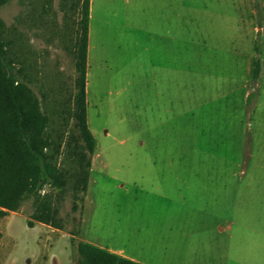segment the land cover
I'll return each mask as SVG.
<instances>
[{"label": "rangeland", "instance_id": "374dc122", "mask_svg": "<svg viewBox=\"0 0 264 264\" xmlns=\"http://www.w3.org/2000/svg\"><path fill=\"white\" fill-rule=\"evenodd\" d=\"M73 1L0 6L13 71H22L51 119L50 132L64 141L78 133L71 116ZM93 16L87 99L97 146L84 209L72 180L64 192L46 187L64 228H29L27 198L1 221L0 264H78L84 240L144 264H264V235L251 228L264 216V170L244 163L258 98L247 108L246 96L236 176L224 166L230 162L192 149L197 142L215 148L216 134L190 132L194 123L210 130L225 117L217 105L197 107L212 97L200 64L211 76L227 75L236 72L234 58L247 54L246 90L262 89L263 77L252 80V59L257 42L264 56V0H94ZM255 141L264 155V142ZM65 157L62 164L76 168ZM214 163L224 165L212 171ZM228 224L233 231L223 232Z\"/></svg>", "mask_w": 264, "mask_h": 264}, {"label": "trees", "instance_id": "16d2710c", "mask_svg": "<svg viewBox=\"0 0 264 264\" xmlns=\"http://www.w3.org/2000/svg\"><path fill=\"white\" fill-rule=\"evenodd\" d=\"M10 1L0 0V6ZM90 6L91 0L73 1L77 22L69 48L76 71L71 116L78 133L65 141L53 137L51 119L43 111L41 100L22 76V71H13L14 61L8 55L10 44L2 38L4 23L0 19V242L3 238L1 221L9 213L18 212L27 198H33V212L27 223L29 228L39 223L63 230L64 224L53 196L44 192L46 187L64 192L72 180L75 198L78 193L82 194L84 209L96 148V138L88 123L87 102ZM255 51L254 83L262 74L258 42ZM247 93L248 108L257 100L259 90L254 85ZM251 150L252 127L246 132L245 166L251 159ZM64 155L76 164V168L70 170L62 164ZM77 208L74 202L73 210ZM77 248L78 264H142L87 242L78 243Z\"/></svg>", "mask_w": 264, "mask_h": 264}, {"label": "crops", "instance_id": "0c3cea01", "mask_svg": "<svg viewBox=\"0 0 264 264\" xmlns=\"http://www.w3.org/2000/svg\"><path fill=\"white\" fill-rule=\"evenodd\" d=\"M93 3L94 0H91V6H90V23H89V44H88V71H87V95H88V78H89V53L91 50V39L93 35V28H92V20H93ZM254 43V42H253ZM253 47V46H252ZM264 52V51H263ZM247 54L239 55L238 57H235V62L232 63L234 66V69L236 72L227 74V75H209L207 73L210 71V68L208 69L204 64H200L203 66L201 69L202 73H205L204 75L206 78H203L202 84L204 85L205 91L208 92V95H212L211 98H208L205 102H201L200 100L197 101V107L203 108L209 107V106H216L218 111L216 112L219 116L220 114H223L225 117L223 121L216 123H213L214 129L208 130L205 126L198 125V123H194L193 126H191L190 132L192 133H198L199 139H207L209 138V133L212 132L216 134V141L214 142L215 148H208L205 145H203V142H197L196 145L192 147L194 151L199 150L200 154H203L205 156H212V157H218L221 159H224L226 162H230V164H221L217 165H211L212 171H216V168L227 166L230 168L235 167L234 176H236L237 168L239 169V164H237V161L239 160V157L243 155L242 145H243V138L245 135V119L243 118V111L245 107V100L247 96V90H246V80H245V69L244 65L246 63L245 60L248 59ZM253 56L250 58L252 59ZM253 60V59H252ZM262 60V74L261 78L263 77L264 81V56L261 59ZM199 74V73H197ZM252 75H253V61H252ZM88 102V99H87ZM212 104V105H211ZM223 109L224 111H222ZM193 123V122H191ZM252 123V133H253V139H254V146L252 149V155L250 159V169H263L264 170V155L259 152V147H257L258 142H256V138L259 136L262 142H264V83L262 85V89L259 92L258 96V106L255 109L254 114L252 115L251 119ZM204 125V124H203ZM227 146L226 149H221L220 147ZM97 146V144H96ZM224 150V151H223ZM96 151V148H95ZM197 152V151H196ZM95 153V152H94ZM94 155V154H93ZM233 164V165H231ZM94 168L92 163V169ZM229 168V169H230ZM91 169V173H92ZM91 178V175H90ZM90 183V180H89ZM89 189V186H88ZM88 192V191H87ZM87 195V194H86ZM86 201V196H85ZM85 204V203H84ZM256 220L257 215H255ZM259 221L255 222L254 225H252V231L255 232L257 235H264V216H260L258 219ZM83 223V219H82ZM43 225V224H41ZM260 229V230H259ZM223 232H232L233 227L232 225L228 224L221 228ZM83 242H87L90 244H93L95 246H98L100 248L106 249L110 252H113L115 254H118L122 257L128 258L130 260L142 263L138 261L136 258H133L131 256H128L125 254V251L123 249H113V248H106L104 246H99L91 240H84ZM144 264V263H142Z\"/></svg>", "mask_w": 264, "mask_h": 264}]
</instances>
